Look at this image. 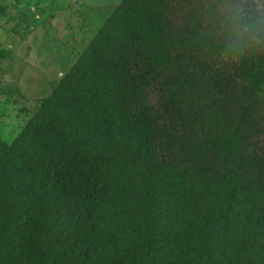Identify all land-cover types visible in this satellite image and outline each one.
I'll list each match as a JSON object with an SVG mask.
<instances>
[{
	"label": "trees",
	"instance_id": "obj_1",
	"mask_svg": "<svg viewBox=\"0 0 264 264\" xmlns=\"http://www.w3.org/2000/svg\"><path fill=\"white\" fill-rule=\"evenodd\" d=\"M263 85L264 0H122L0 138V264H264Z\"/></svg>",
	"mask_w": 264,
	"mask_h": 264
},
{
	"label": "rangeland",
	"instance_id": "obj_2",
	"mask_svg": "<svg viewBox=\"0 0 264 264\" xmlns=\"http://www.w3.org/2000/svg\"><path fill=\"white\" fill-rule=\"evenodd\" d=\"M122 0H0V138L11 144ZM264 101V85L256 90Z\"/></svg>",
	"mask_w": 264,
	"mask_h": 264
}]
</instances>
